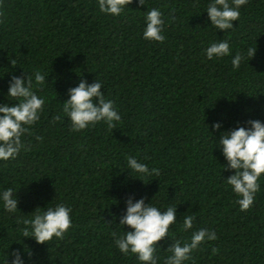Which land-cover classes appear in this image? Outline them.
Instances as JSON below:
<instances>
[{
  "label": "trees",
  "instance_id": "trees-1",
  "mask_svg": "<svg viewBox=\"0 0 264 264\" xmlns=\"http://www.w3.org/2000/svg\"><path fill=\"white\" fill-rule=\"evenodd\" d=\"M208 3L132 0L114 17L101 13L97 0H0V68L10 70L0 78V103H12L4 96L10 75L26 73L45 101L22 137L27 150L0 161V190H18L19 200L15 213L0 206V264L13 249L25 250L28 264H140L114 244L129 230L117 224L130 195L176 207L177 222L157 245L158 264L172 242H187L201 228L217 239L201 243L185 264H264V179L252 207L241 211L224 181L234 171L221 170L211 128L214 121L226 130L264 121V0H248L225 32L210 26ZM152 8L162 13L163 43L142 38ZM219 40L232 55L205 59L203 50ZM255 47L248 61L247 49ZM237 52L245 59L233 69ZM35 71L48 73L44 85L35 84ZM81 79L102 82L121 115L114 128L102 121L71 130L62 103ZM128 157L159 174L131 178ZM58 203L72 209L62 239L37 244L23 237V220ZM185 216L193 217L188 231Z\"/></svg>",
  "mask_w": 264,
  "mask_h": 264
},
{
  "label": "clouds",
  "instance_id": "clouds-1",
  "mask_svg": "<svg viewBox=\"0 0 264 264\" xmlns=\"http://www.w3.org/2000/svg\"><path fill=\"white\" fill-rule=\"evenodd\" d=\"M247 2L248 0H209L203 12L207 13L210 26L225 32L233 29V22L239 19L240 9ZM131 3L132 0H97L99 11L114 17L124 13ZM137 4L144 5L145 0H137ZM161 16L162 13L157 8L145 12L142 34L144 40L164 42V21ZM255 52L256 47L247 49L248 61ZM203 54L205 59L213 60L230 56L232 52L228 41L219 40L204 49ZM244 59L245 54L237 52L231 60L233 69H238ZM10 63L12 66L17 65L14 59L10 60ZM0 69L4 70L0 78H3L5 73H10L7 68ZM32 75L36 85H44L48 73L45 75L35 71ZM32 88L33 79H30L27 73L22 76L10 75L4 96L6 101L12 103H0V161L14 160L22 150H27L22 137L28 127L39 120L45 103ZM101 88L102 82L97 79L92 83L81 79L78 85L67 90L68 98L62 103L63 112L69 119L73 132H80L102 121L109 128H114V122L121 120V115L112 101L105 99ZM211 128L212 132L219 135L218 139L214 138V148L220 151L224 160V163H217L221 170L234 171V174L224 181L237 198L235 203L239 209L248 210L254 203L256 193L260 191L261 179H264V121L248 120L243 125L237 122L230 130L224 129L222 122L214 121ZM125 170L131 178L141 181L142 176L159 174L156 169L150 170L146 164L139 162L136 157L127 158ZM151 200L146 203L143 197L137 199L128 196L124 202L125 210L117 225L121 229L126 226L129 230L123 231V235L114 240L115 247L122 255H135L140 264H158V242L166 236L169 237L170 226L177 222L176 207L162 209L152 204ZM18 202V190H0V206L6 212L18 211ZM71 211L70 207L62 203L37 207L30 219L23 220V237H30L37 244H45L53 238L62 239L71 226ZM181 227L183 231L192 229L193 217L185 216ZM216 239L214 231L206 228L195 230L189 241H175L167 247L171 254L164 259V264H185L190 260L193 250L201 243ZM30 259L25 250L13 249L6 255L5 264H28Z\"/></svg>",
  "mask_w": 264,
  "mask_h": 264
}]
</instances>
